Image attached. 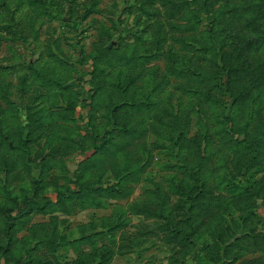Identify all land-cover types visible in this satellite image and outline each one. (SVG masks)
<instances>
[{
    "label": "rangeland",
    "instance_id": "374dc122",
    "mask_svg": "<svg viewBox=\"0 0 264 264\" xmlns=\"http://www.w3.org/2000/svg\"><path fill=\"white\" fill-rule=\"evenodd\" d=\"M0 264H264V0H0Z\"/></svg>",
    "mask_w": 264,
    "mask_h": 264
}]
</instances>
